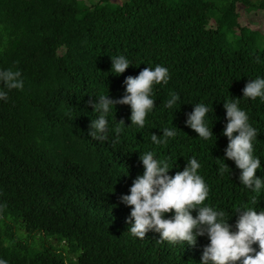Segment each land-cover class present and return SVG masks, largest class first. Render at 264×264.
<instances>
[{
	"label": "trees",
	"instance_id": "1",
	"mask_svg": "<svg viewBox=\"0 0 264 264\" xmlns=\"http://www.w3.org/2000/svg\"><path fill=\"white\" fill-rule=\"evenodd\" d=\"M111 1L0 0V69L19 70L24 80L23 89L0 101V258L7 264H200L207 237L193 247L160 241L154 231L144 239L127 231L131 208L120 196L143 174L145 151L177 162L170 175L195 156L210 189L205 204L224 210L230 224L238 217L233 211L253 196L257 211L264 210V193L240 185L231 160L232 176H221L216 159L228 144L221 135L224 101L240 98L258 130L254 154L264 167V102L243 99L242 91L264 77V34L242 26L239 11V4L247 13L264 10V0ZM118 55L133 65L122 75L110 73L111 56ZM156 65L168 68L170 80L154 86L156 107L145 127L90 138L96 114L89 95L109 89L111 98H121L127 76ZM171 92L181 99L166 109ZM196 103L212 108L216 145L215 135L201 140L184 124ZM116 107L110 128L120 120L130 125V106ZM174 125L175 139L151 142L152 132L162 136ZM257 176L264 178V168Z\"/></svg>",
	"mask_w": 264,
	"mask_h": 264
},
{
	"label": "clouds",
	"instance_id": "2",
	"mask_svg": "<svg viewBox=\"0 0 264 264\" xmlns=\"http://www.w3.org/2000/svg\"><path fill=\"white\" fill-rule=\"evenodd\" d=\"M111 61L110 73L114 75H122L133 66L125 55L111 56ZM169 80L167 67L148 66L137 76L125 78V91L121 98H111L109 89L106 94L89 95L88 104L94 109L96 117L91 119L87 135L94 140L104 141L111 131L119 136L125 127L143 129L146 117L156 107L154 86L162 83L166 85ZM23 87L24 80L19 70L0 69V101H6L12 90H21ZM242 91L243 99L255 101L259 98L264 102V77L251 79ZM180 99L178 93L171 92L163 102L164 107L173 109ZM240 101V98H233L225 100L223 104L227 122L221 135L227 137L228 144L224 149V157L216 158L219 174L224 176L228 173L232 176V169L226 163L231 160L240 170V185L252 193L261 194L264 193V178L257 176V171L264 167L260 157L254 154L258 130L249 122V115L240 107ZM117 105L130 106L128 119L131 123L129 125L120 120L112 129L109 117L113 109L117 111ZM210 111L212 108L205 103H196L184 121L186 127L194 130L198 138L205 141L215 135L214 127H209ZM177 128L175 125L163 128L162 136L152 132L151 142L155 145L166 144L169 139L177 137ZM215 137L216 145L218 137ZM139 160L144 169L143 174L133 180L128 194L120 196V203L131 208L126 223L130 226L127 231L133 237L144 239L148 232L154 231L159 234L160 241L184 243L193 247L200 237H207L209 243L203 248L200 264H264V210L257 211L255 196L250 203L233 211L238 214L233 225L229 223L232 217L229 218L224 210L205 204L210 189L199 174L201 163L195 156L186 160L183 170L176 171L174 175H170V172L178 168V164L176 162L173 165L171 157L159 158L153 151H145L140 154ZM255 245H258V250ZM0 264H7V261L0 258Z\"/></svg>",
	"mask_w": 264,
	"mask_h": 264
},
{
	"label": "rangeland",
	"instance_id": "3",
	"mask_svg": "<svg viewBox=\"0 0 264 264\" xmlns=\"http://www.w3.org/2000/svg\"><path fill=\"white\" fill-rule=\"evenodd\" d=\"M112 1H111V3H109L110 5L119 4V3H122L126 0H112ZM254 1H256V0H254ZM87 4L90 5V2L87 1ZM239 11L241 13L240 24L242 26L248 25L254 29L261 30L263 33L261 31H256L255 35L258 38L263 37V34H264V10H263V8H260L259 10H255V12L252 11V12L247 13L248 11H246L245 7L242 4H239ZM214 25H215V23H214V21H212L211 26H214ZM263 42H264V40L262 38L261 44H263ZM21 231H23V230H21ZM44 239L45 238H42L40 240V242H38V243L40 245H42L44 243ZM52 241L55 242L54 239Z\"/></svg>",
	"mask_w": 264,
	"mask_h": 264
}]
</instances>
